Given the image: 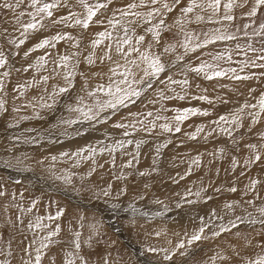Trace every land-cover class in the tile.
<instances>
[{"label": "rangeland", "instance_id": "obj_1", "mask_svg": "<svg viewBox=\"0 0 264 264\" xmlns=\"http://www.w3.org/2000/svg\"><path fill=\"white\" fill-rule=\"evenodd\" d=\"M239 1L243 3V0ZM132 2L113 0L107 10H101L94 18L103 23H92L87 30L79 26L49 25L39 31H30L27 36L22 35V28L15 24L14 13L0 8V52L8 58V64L0 69V80L4 82V91L0 92V100L4 101V108L0 109V169H4L0 170V192L4 193L0 196V249L5 252L0 255V261L22 264L27 258L25 248L34 257L35 248L57 226L59 234L47 241L49 246L42 249L41 264H67L69 259L75 264H247L258 254L264 255L259 246L264 243V227L259 223L250 224L248 218L251 214L252 218L261 219L257 209L264 207V148H260L264 145V114L253 124L250 114L257 112L258 107L245 109L240 114L242 126L238 129L231 123L221 122L219 126L213 123L221 116L231 117L246 103L258 104L259 96L264 93V68H254L249 63L243 72L239 71L242 61L255 59L264 49V36L252 35L264 23V8L258 11L256 17L248 18L246 13L254 3V0H248L246 6L234 10L236 19L227 25L228 31L234 33L237 39L209 44L185 54L181 47L185 39L184 31L193 34L192 43L195 44L198 42L195 38L202 41L204 33L222 25L194 22L193 14V22L187 23L181 31L175 21L181 17V9L189 0H179L173 5L172 12L165 13V28L161 32L160 43L156 44L151 34L145 31L151 25L141 23L133 26L128 21L134 17L123 18L117 11L126 9ZM2 3L4 0H0ZM27 3L28 0H25L16 11H30ZM68 3L73 5L71 11L83 13L75 0H68ZM68 13V8L56 9L53 19ZM113 13L115 28L108 25ZM22 20L28 22L30 17L25 15ZM249 23L252 27L247 29L249 35L245 36L243 25ZM121 25L134 28L135 36L144 35L141 49L151 43V52L160 56L166 70L152 79L150 88L134 84L133 87L141 91V95L133 98L134 102L126 107L107 109L100 113L98 120H84L69 109L83 106L77 103L81 97L84 104H93L94 100L88 97V92L96 91L100 85L106 88L112 75L110 68L117 61L124 63L115 52L114 45L116 37L124 35ZM237 28L241 30L237 32ZM105 30L112 32L113 40H105L93 48L92 42L98 38L97 33ZM57 32L70 34L75 39L60 41L56 48L35 49L43 39ZM129 35L133 33L130 31ZM13 40L25 42L16 47L10 43ZM77 42L78 47L74 46ZM109 43H113V59L101 60ZM238 44L245 49L251 44L257 52L249 50L245 57L237 50ZM170 45H175V50L164 52V48ZM228 52L232 53L231 62L213 60L218 53L227 55ZM72 53H76L72 57L74 61H70L71 65H75L72 86L67 92L56 95L53 102L49 99L53 89L58 91L66 86L64 70L56 69V73L60 74L54 73L53 62L60 55ZM93 53L95 62L89 64L87 57ZM135 55L133 53V57ZM178 55L183 59L177 61ZM41 56L48 60L37 70L36 64ZM201 62L216 63L221 68H236L238 74L251 78L208 80L203 74L188 71V68ZM259 63L264 61H257ZM4 71L10 75L4 77ZM140 75L142 73L137 74V79ZM44 76L50 77L47 83L42 80ZM168 77L177 81L187 79L189 83L182 88L171 84ZM179 95L185 98L181 100ZM201 96L207 97V100L199 99ZM97 98L103 100L107 97L103 92H97ZM44 103L52 104V107H43ZM189 108L207 111L209 115L189 116L178 133L161 129L160 125L164 123L174 124L172 117L177 110ZM149 112L152 116L145 118ZM157 116L161 118L156 119ZM78 117L77 123H64ZM138 119L144 120V125L137 124L135 129L115 127L119 123L131 125ZM149 121H154L156 128L140 130L149 126ZM198 127L203 131L192 139L191 135ZM220 127L232 129L231 135L221 132ZM126 130L130 135H124ZM130 139L133 144H126L123 149L115 152L107 150L119 141ZM137 140L144 143L140 146L138 157L133 159ZM163 144L167 147H160L157 152V147ZM252 144L257 145L261 159L246 164L253 155L248 147ZM87 148L97 149L91 158L87 151L79 157L74 155ZM100 149L105 151L101 153ZM62 153H69V156H62ZM52 157L57 159L53 161ZM197 158L200 163H193ZM234 159L237 161L235 167L232 163ZM129 161H132L130 167L127 166ZM12 172L15 174L10 176ZM16 174L33 175L35 179L22 176L24 179L18 181L14 177ZM66 175L70 176V182H65ZM254 180L258 183L253 189L250 186ZM37 182H43L45 187H35ZM233 187L237 189L235 192L231 191ZM105 190L109 191L108 196L103 194ZM198 191L199 197L195 195ZM249 201L253 203L249 204ZM58 212H62L59 219H48ZM108 215L116 217V225L106 220ZM238 216L246 219L237 221L238 227L232 228L230 222ZM38 218L42 225L40 228L35 227ZM201 226L205 227L206 238L187 245V239ZM221 226L229 227L230 231L214 237L212 233ZM113 227L120 230L115 232ZM77 233L78 250L75 248ZM181 240L185 241L186 247L177 250L171 261L164 260L165 253L160 249L172 251ZM150 248L158 251H149ZM139 250L141 254H138ZM8 251L12 252L11 256H7ZM181 252L185 254L181 255ZM190 252L192 255H188Z\"/></svg>", "mask_w": 264, "mask_h": 264}, {"label": "snow or ice", "instance_id": "obj_2", "mask_svg": "<svg viewBox=\"0 0 264 264\" xmlns=\"http://www.w3.org/2000/svg\"><path fill=\"white\" fill-rule=\"evenodd\" d=\"M113 0H95V2H90V0H75L76 5H79L83 9V13H77L71 11L73 5L68 3V0H28L27 7L31 9L30 11L25 12L21 10L17 12V9L21 8V5L25 3V0H14V2H10V0H4V3L0 4V8L10 10L14 13L15 16V24L19 25L22 28V35L27 36L30 31H39L48 27L49 25H64L66 27H81L84 30H87L92 23L102 24V20H95L94 18L101 13V10H107L109 6L112 4ZM248 0H243V3H239L238 0H189L188 4L181 9V17L176 19L175 24L180 27L181 31H184V26L187 23L193 22L192 15L194 14V22L200 23L207 21L208 23L213 24H220L222 27H217L211 30L208 33H204V39L199 41V38H195L198 40L197 43L193 44L192 41L194 39L193 34L187 31H184L185 39L181 43V47L184 49V53L187 54L188 52L196 51L198 48L206 47L209 44H216L217 42H226L232 41L237 39V36L234 33L228 31L227 25L233 23L236 19L234 14V10L238 7L246 6ZM179 3V0H172L171 3L168 0H133L132 3L126 6V9H117L120 13V16L123 18L127 17H134L135 19H131L128 21L129 24L136 26L143 24L151 25L150 27L146 28L145 31L150 33L153 42L156 44L160 43V36L161 32L165 28V13L173 11V5ZM157 5H159L157 7ZM61 7H65L69 9L68 15L59 17L57 19H53L54 10L59 9ZM264 8V0H254L252 7L246 13L248 18H254L257 16L258 11ZM137 9H146V11H137ZM198 10V11H197ZM206 13L207 15H204ZM27 15L30 17L28 22H24L22 17ZM157 18H159L157 20ZM115 20V13H113V17L108 19V25L112 26L113 28L116 27L114 24ZM156 20V23L153 21ZM119 23V21H117ZM123 29V37L117 36L114 45H115V52L123 59L124 63L120 64L119 61L115 63V66L110 68V72L112 75L110 76V83L105 86L100 85L97 87L96 91L88 92V97L94 100L93 104H84V98L81 97L78 100V105L74 108H70L69 111L76 112L79 114L80 117H83L84 120L87 121H94L100 118V113L104 112L107 109L116 110L120 106H127L128 103L134 102L133 98H138L141 95V91L137 90L133 87L134 84L136 85H146V87H152V79L158 78L161 73L166 70V65L161 61L159 55L153 54L151 52L152 44L149 43L147 48L144 50L141 49L140 45L143 44L145 41L144 35L135 36L134 28L130 29L127 26L121 25ZM252 27V25L244 24V34L248 36L247 29ZM241 29L237 28L236 31L239 32ZM130 31L133 35H129ZM252 35L255 36H264V23L259 25V30L254 31ZM97 39L92 42V47L96 48L105 40L112 41L113 34L107 30L103 32L97 33ZM75 38L67 33L57 32L56 34L52 35L50 38L43 39L39 44L35 46V49H48V48H56L57 44L60 41H72ZM134 39V42H133ZM25 41L20 40L19 43L16 41H10L16 45V47H20ZM74 46L78 47V42ZM106 51L104 53V57H101V60L107 58L112 60L113 57L111 55L113 49V43H109L106 46ZM34 49V50H35ZM175 45H170L164 48V52L174 51ZM237 50L243 52L245 57L248 55V51L250 50L253 53H256L257 50L252 48L251 44L247 45V48H241V46L237 45ZM133 53H135V57H133ZM27 55V53L25 54ZM76 53L72 54H65L60 55L56 61L53 63L55 67L53 68V72L56 73V69H63V78L66 81V86L60 87L58 91L56 88L53 89L51 96L49 99H53L56 95L65 93L68 89L72 86V78L75 74V65H70V61L72 57L75 56ZM183 59V56L178 55L176 57L177 61ZM214 61H222L226 60L228 62L232 61V53L228 52L227 55L224 53H218L216 56L213 57ZM87 61L89 64H93L95 62L94 53L90 54L87 57ZM257 61H264V49L260 50V54L255 56V59L249 61L245 59L242 61V67L240 68V72H243L245 68L249 67V63L252 67H260L264 68V63L257 64ZM47 63L46 57L41 56L40 59L37 61L36 68L39 70L40 67H43ZM8 64V58L5 56L3 52H0V69L5 68ZM123 68V71L120 69ZM27 71L28 69H24ZM188 71L194 72L197 75L203 74L205 79L212 80L215 78H223L229 77L234 80H248L251 77L248 75H240L237 72L236 68H221L219 64L216 63H209V62H201L196 67L188 68ZM142 73L137 79V74ZM60 74V73H56ZM231 74V75H229ZM10 73L8 71L3 72V76L7 77ZM114 77H119V79H113ZM49 76H44L42 78L44 83H47L49 80ZM168 81L171 84H178L182 88L188 85V80H173L172 77H168ZM4 91V82L0 80V92ZM97 92H103L104 96L107 97L106 99H99L97 98ZM179 99L183 100L185 96L179 95ZM199 99L207 100V97L201 96ZM43 107L51 108L52 104L44 103ZM258 107V111L251 113L252 116V123L255 124L258 122L259 117L261 114H264V93H262L258 98V104H245L243 107L237 110V113L233 114L231 117L221 116L217 121H213V123L217 124L218 126L221 122L224 123H231L235 126L236 129L242 126V116L240 115L245 111V109L252 108L256 109ZM4 108V101L0 100V109ZM194 115H204L207 116L209 113L207 111L201 112L199 109L189 108L184 110H177L176 115L172 117L174 124L164 123L160 125L161 129L164 132H175L181 131V124L189 118V116ZM152 113L149 112L146 114V117H151ZM161 117L157 116L156 119H160ZM79 122V117L76 120H65L64 123L67 125H71L74 123ZM137 124L144 125V120L138 119L135 123L128 125L124 123H119L115 125L117 128H124L128 129L132 127L133 129L136 128ZM150 126V127H149ZM149 126L143 127L140 130L149 131L150 129H155L156 124L154 121H149ZM203 131L202 128L198 127L196 129V133L191 135L192 139H195L196 136ZM221 132H227L231 135L232 129L226 127H220ZM125 136L130 135L129 131L124 132ZM133 140L127 141H119L113 147L108 148L109 152H115L117 149H123L125 145L133 144ZM169 141L168 143H170ZM144 143L143 140L135 141L136 152L133 154V159H136L139 155V149L141 144ZM160 147H167V144L160 145L157 147L156 151L159 152ZM253 155L250 160L246 161L245 163H253L259 161L261 159V154L257 149V145L252 144L248 146ZM260 148H264V145H261ZM83 151H87L91 158L92 154H94L97 149L95 148H87L84 150L77 151L74 155L79 157L81 156ZM101 153L105 151V149L99 150ZM223 152V149L220 150ZM62 156H69V153H62ZM57 157H52V160L55 161ZM94 162V161H93ZM6 164L8 162H5ZM132 161L128 162L127 166H131ZM195 164H199L200 160L197 158L193 161ZM233 166L237 165V161L234 159L232 161ZM145 173H141L144 175ZM59 179V177H57ZM65 182H70V176L64 177ZM258 181H252L250 187L253 189ZM237 189L232 188L231 191L235 192ZM105 196L109 195V191L105 190L103 192ZM4 195L3 192H0V196ZM196 196H200V192L195 193ZM157 203H162L161 201H157ZM249 204L253 203L252 201L248 202ZM115 207V205H114ZM227 207L231 208L232 205H228ZM31 209H29L30 211ZM259 216L261 219L257 220L256 218H252L251 214H249V223L250 224H261L264 227V207H259L257 209ZM62 215V212H58L55 217L49 216V220L59 219ZM160 215V213H157ZM245 217H236L235 220L231 221V227L236 228L238 227L237 221L243 222ZM31 227V225H29ZM42 225L39 222V218L37 219V223L35 227L40 228ZM59 227L57 226L55 229L48 232V235L40 242V246L35 248V256L33 257L31 252L28 251V248H25L24 251L27 253V258L23 259L22 264H41L42 261V249L47 248L49 245L47 241H50L52 237H55L59 234ZM230 231V228L227 226H221L218 231H214L212 235L219 236L222 232ZM205 227L201 226L197 232L192 234L186 241L187 245H192L195 242L201 241L202 239L206 238L204 236ZM77 235V240L75 242V248L78 250L80 248L79 243V233ZM159 235V233H157ZM34 243V242H33ZM171 243V242H169ZM186 243L184 240H181L177 243L176 248L172 251L168 249H160L165 253L163 259L167 261H171L173 256L176 254V251L179 249H184L186 247ZM262 250H264V243L259 245ZM149 251L157 252L156 248H150ZM5 252L3 249H0V255H4ZM7 256H11L12 252L8 251ZM181 255L185 253L181 252ZM0 264H10V261L4 260L0 261ZM67 264H75V261L69 259ZM247 264H264V255H257L254 258L248 260Z\"/></svg>", "mask_w": 264, "mask_h": 264}, {"label": "bare ground", "instance_id": "obj_3", "mask_svg": "<svg viewBox=\"0 0 264 264\" xmlns=\"http://www.w3.org/2000/svg\"><path fill=\"white\" fill-rule=\"evenodd\" d=\"M117 19V18H116ZM119 31V30H118ZM48 60V59H47ZM72 61H74V60H72ZM72 63H70V65H71ZM31 90V89H30ZM104 136V135H103ZM106 136V135H105ZM154 146V145H153ZM153 148V147H152ZM144 150V149H143ZM143 150H141V151H143ZM147 150V149H146ZM145 150V151H146ZM150 151V150H149ZM152 151V150H151ZM119 152V151H118ZM140 153V152H139ZM142 154H143V152H141ZM146 153V152H145ZM116 154H117V152H116ZM120 155V154H119ZM125 156V155H124ZM143 156V155H142ZM120 157V156H119ZM155 157V156H154ZM150 158V157H149ZM156 158V157H155ZM104 159V158H103ZM122 159V158H121ZM151 159V158H150ZM114 163V162H113ZM117 164V163H116ZM219 164V163H218ZM79 166V165H78ZM78 168V167H77ZM1 171H3L4 169H0ZM80 173V172H79ZM196 173V172H195ZM11 174H15V173H10V176H11ZM202 174V173H201ZM23 176V175H22ZM21 175H18V174H16V176H14L15 177V180H18L19 181V179L20 180H22V179H24L25 177H27V178H34L33 177V175H27V176H23L24 178H21L22 177ZM35 179V178H34ZM185 180H187V179H185ZM38 181V180H37ZM43 181V180H42ZM38 183V182H37ZM35 184L34 186L35 187H37V188H40V189H42V188H44L45 186H44V183L42 182V183H38V184ZM46 185V184H45ZM173 186V185H172ZM185 187V186H184ZM189 187V186H188ZM47 188H49V187H47ZM193 190V189H192ZM204 190V189H203ZM187 191V190H186ZM190 191V190H189ZM170 192H172V190L170 191ZM179 192V191H178ZM190 193V192H189ZM192 193V192H191ZM68 197H69V195H68ZM70 198V197H69ZM71 199V198H70ZM72 201H73V199H71ZM186 210V209H185ZM106 220H108V222H112L113 223V225H116L117 224V219H116V217H112V216H109L108 215V217L106 218ZM117 227H118V225H117ZM114 228V227H113ZM120 230V229H119ZM117 228H114V231L115 232H117V231H119ZM124 239V238H123ZM14 244V243H13ZM142 253V251H138V254H141ZM192 252H190L188 255H192L191 254Z\"/></svg>", "mask_w": 264, "mask_h": 264}, {"label": "crops", "instance_id": "obj_4", "mask_svg": "<svg viewBox=\"0 0 264 264\" xmlns=\"http://www.w3.org/2000/svg\"><path fill=\"white\" fill-rule=\"evenodd\" d=\"M241 1H239V3H240ZM239 9L241 8V7H238ZM259 187V186H258ZM64 196L66 197V198H68L69 200H71L67 195H65V193H64ZM72 201V200H71Z\"/></svg>", "mask_w": 264, "mask_h": 264}]
</instances>
